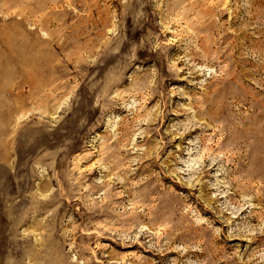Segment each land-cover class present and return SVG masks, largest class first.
I'll return each mask as SVG.
<instances>
[{
	"label": "rangeland",
	"instance_id": "1",
	"mask_svg": "<svg viewBox=\"0 0 264 264\" xmlns=\"http://www.w3.org/2000/svg\"><path fill=\"white\" fill-rule=\"evenodd\" d=\"M0 264H264V0H0Z\"/></svg>",
	"mask_w": 264,
	"mask_h": 264
}]
</instances>
